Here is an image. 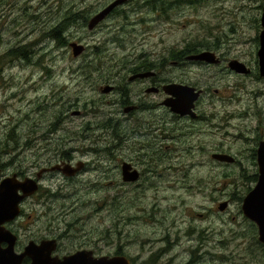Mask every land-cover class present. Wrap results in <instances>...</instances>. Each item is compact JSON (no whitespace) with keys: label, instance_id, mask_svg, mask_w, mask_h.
<instances>
[{"label":"rangeland","instance_id":"374dc122","mask_svg":"<svg viewBox=\"0 0 264 264\" xmlns=\"http://www.w3.org/2000/svg\"><path fill=\"white\" fill-rule=\"evenodd\" d=\"M83 1L93 9L108 0H67L78 5L75 13L83 9ZM147 1L129 0L126 8L90 35L80 28V22L74 24L78 14L64 20V26L69 27L67 42L81 39L89 46L85 55L79 52L74 58L71 49H58V42L53 41L51 28L65 16L55 11V3L48 5L47 12L54 14L45 28L48 16L38 12L46 7L44 0H0V178L12 172L21 174V179L35 178L41 168L69 158L79 159L74 163L88 162V168L77 178L64 179L54 173L37 182L45 194L24 201L22 215L14 225L24 241L62 233L64 251L87 248L101 256L117 250L121 256H134L137 264H163L168 259L169 264H193L187 254L160 249L166 231L173 236L183 221L198 223L210 214L221 213L224 209L219 207L227 200L232 202L227 217H222L224 223H218L222 224L219 231H228V238L233 236L229 229L242 222L238 193L242 191L244 196L255 181L242 178L241 173L256 168L255 161L253 164L247 157L255 146L253 138L264 134V81L224 74L219 67L186 64L183 56L172 57L171 51L176 54L194 43L196 52L199 47L221 48L227 62L237 59L250 63L259 49L253 41L259 33L255 20L261 15L257 7L262 1L203 0L197 11L181 8V16L173 13L160 19L155 18V4L140 7ZM170 2L178 5L182 1ZM114 25L116 30L122 27L121 33L116 32L120 43L109 42L114 34H107V29ZM102 43L107 45L101 51ZM25 48L27 52L22 53ZM146 65H153L156 81L163 86L180 83L207 89L197 110L203 120L192 122L168 114L165 107H154L165 97L142 92L147 82L128 84V73ZM107 86L115 88L113 94L102 91ZM57 88L67 100L53 96ZM123 93L134 104L141 102L152 109L124 113L126 104H113V100L121 101ZM238 97L243 98L245 107L249 98L254 115L249 118L245 140L235 144L236 125L226 127L234 117L219 118L215 112L219 107L222 112H231L227 107L241 103ZM55 99L57 104L49 106ZM11 117L22 118L17 123ZM86 125L106 133L101 158L81 150L85 145L95 149L90 135L93 131L86 133ZM136 137L149 141L150 146L139 143ZM222 149L230 151L238 163H213L211 154ZM122 162L139 172L137 181H122ZM161 167L165 169L161 171ZM226 171L232 172L228 180L220 178ZM206 207L212 211L206 212ZM160 238L148 247L150 239ZM257 244L251 238L230 263L262 264ZM212 245L226 253L225 243Z\"/></svg>","mask_w":264,"mask_h":264},{"label":"flooded vegetation","instance_id":"af4514ba","mask_svg":"<svg viewBox=\"0 0 264 264\" xmlns=\"http://www.w3.org/2000/svg\"><path fill=\"white\" fill-rule=\"evenodd\" d=\"M31 1H33V0H23V2H31ZM117 1L118 0H108L107 2L103 1V3L100 6H97L96 8H93V9H90V7L88 6L89 2L83 1L80 4L81 8H83V9L81 11H79L78 13H75V12H77V10H79V8H77L78 5H72L71 3H68L67 0H44V5H46V7L41 8V9H39V7H38V9H39L38 12L42 13V14H46L48 16V20L45 21V28H47L48 22L53 20V15H51V14H54L53 11L47 12L49 4L55 3L57 5L55 11L57 12L60 10V12H63L65 14L61 23H59V24L55 25L53 28H51V33L53 34V41L58 42V49H65V50H67L68 48L71 49L72 57L75 58V56L73 55V46L74 47L79 46L82 48L80 55H82L84 52L88 51L89 46L84 44L81 39H77L76 42H73V40L67 42V40L65 38H66V32L69 30V27L64 26V24L66 23V21H64V20L71 18V16L73 14H78L75 18H73V22L75 21L74 24L77 22H80V28H82L87 33V35L94 34L97 31H99L101 27H103L105 25L104 23L107 20L112 19L116 14H118L121 10L126 8V6H128L130 3L129 0H125L123 3L118 4L105 16L104 19H102L99 23H97L92 29H89V27H88L89 22L95 16H97L102 11H104L108 6L116 3ZM178 1L179 0H176V3ZM181 1L182 2L180 4L176 5L175 2H170V0H148L146 3L142 4L140 7H151L152 4H155L156 6L153 5V8H154L153 11H154V13H156L155 18L160 19V18H163V17H161L163 15H165L166 18H168L169 16L171 17V14H173V13H177V14H179V16H181V14L184 13V12L180 11L181 8H186L188 10H196L197 11L198 6L201 3H203L202 2L203 0H181ZM261 1H262L261 2L262 4L257 7L261 10V15L259 16L260 18L258 17L255 20L256 31H259V33H258L257 39L256 40L254 39V41H253L254 44H256L259 49H260V35L264 31V27L262 26L263 25L262 24V14H263V9H264V0H261ZM7 6H9V5H7ZM132 10H135V9L133 8ZM132 10H130V12ZM24 12H26V11H24ZM171 21L176 22L175 19H171ZM116 26L117 25H114L113 27H110L107 29V34H110V33L114 34V36L109 39L110 43H118V42L120 43L121 42L120 39L117 41L116 32L121 33L122 27L120 26L119 29L116 30V28H115ZM106 45H107V43L100 44L99 49L101 51L106 49ZM200 45H201V42H200ZM199 48L196 52L197 48H196L195 44L191 43L190 45H186L183 50H181L180 52H177L176 54L173 53L174 50L171 51V55H172V57H175V58L178 55L183 56L186 60V64L197 65V67H209V68L219 67V70L221 72H224V74L232 73L236 76L241 75L243 77H246V75H247L248 78L254 76L256 79H261L260 81H264V75L261 74L259 57L257 55L258 52H257L256 56H252L253 60L250 63L248 61L242 62V61L237 60V59L229 60L227 62L226 61L227 58H223L224 55L219 51V50H221V48H219V49L216 48L217 50H213L211 48H210L211 50L199 49ZM259 49H258V51H259ZM190 53H192V54L189 55ZM85 54H83V55H85ZM82 59L85 60L86 58L82 57ZM235 62L237 64H240L243 67L244 73L240 72L237 68L234 69V67L231 64L235 63ZM177 65H180V64H177ZM200 65H202V66H200ZM72 73H74V69H72ZM147 73H151L152 75L148 76V77H143V78L137 77L138 75H143V74H147ZM128 74H130V76L127 77L128 78V84H134L136 82H147V84L144 86V89L142 90V92H144L146 95L155 94L157 96L163 95L165 97L164 100L160 104H156V105H154V107H156V108L157 107H165L168 111V114L170 113L171 115H173L175 117L178 116V117L184 118V119L188 118L192 122L203 120L202 114L201 113L199 114L197 110L200 106L198 104H200V102L204 101L205 97L207 96V94H206L207 89H204L203 87H197L195 89L193 86H188V85H184V84H180V83L168 84V85L175 84V85L185 86V87L191 88L193 90V93H191L190 91H183L181 93V96L183 99H187L188 96H192L193 94H195V95L197 94V98L195 99L191 114L187 113V114L183 115V114H179V113H174L171 110V108L165 104V102L169 98H171V96L163 90V88L168 86V85L163 86V85L159 84V82L156 81L157 80V71L155 69H153V65H146V66H143V68L136 67V68L132 69ZM106 88H109V91H110V92L108 91L109 94H113L115 91V88H113V87L107 86ZM124 88L126 89V85H124ZM104 89H102V91H104ZM111 91H113V92H111ZM53 92H54L53 96H55V94L58 95L60 97L61 101L67 100V99L63 98L62 95L60 94L62 92L61 88H57V89L53 90ZM129 97L130 96H128V94L126 95L123 93L121 101H119V99L113 100L114 101L113 104H119L121 106H124L126 104V106H125L126 108L124 109V113H126V114L129 112L134 113L137 110L143 109L144 107L147 110L152 109L151 106H145V104H143L141 102H137L138 104H134L135 101H130ZM238 99L241 100L242 102L239 104L232 103L234 105V107L232 109H229L227 107V109L230 110L231 112H222V108H220V107L215 112L216 116L219 118L222 117V115H229V116L234 117V119L230 123H228L226 125V127L236 125L237 135H236V140H234L235 144H239L241 140H245L244 135L247 134L248 129H249L248 128L249 118L251 115H254L253 104L251 102L248 104L249 98H246V100L248 99L247 100V107H245V105H244L243 98L238 97ZM250 100H252V99L250 98ZM57 101H59V100L58 99L52 100V102L48 105L51 106L52 104H57ZM245 104H246V102H245ZM188 105H186V106H188ZM186 106L182 107L181 111H183V112L187 111L185 109H189V108H187ZM96 110H98V108H96ZM255 111L258 112V114L262 116V112L260 111V108H256ZM32 113L33 112H31V114ZM21 118L22 117H20V118L17 117V118H12V119L16 120L17 123H19ZM162 119L165 120L166 118H162ZM200 125H202V122ZM94 127H97V126H93L90 129H88L89 127L86 125V131H87L86 133L93 131L90 133V135L93 136V141L96 142L94 145L95 149L92 150L91 146L85 145L81 150L84 153L94 155V158H101L103 155L102 151H103V149L106 148L104 146V142H106V133H105V131L99 130L98 127L96 130H93ZM99 134H101L102 136L101 137L98 136ZM230 135H231V138L233 139V136H234L233 132H231ZM136 139L139 143L145 144L146 146H150L149 141H144L138 137H136ZM253 140H254L255 146L254 147L252 146L250 148V153H249L247 159L252 161V163L255 161L256 168L251 173H249V172L241 173V177L244 179L254 180L255 181L254 185H256L257 181L260 178L259 166H258V157H259L258 153L261 150V147L262 148L264 147V134H263V132L261 134L256 135V137H254ZM86 148H88V149H86ZM122 149H123V147L121 148V150ZM109 152L111 153L112 151L111 150L106 151L105 153L107 154ZM219 156H228L232 159V162H230V163L222 162L220 159L217 158ZM77 160H79V159L73 160L72 158H69V159H67L66 162L60 161L59 163H57L53 166L41 168L38 172H36L35 178H33V177L28 178L26 176V177H23V179H21V174H18L17 172H12L11 174L6 175L4 177V178L15 177V179L18 182H24L25 181L24 182L25 184H27L29 182H33V183H35V185H37L36 190L38 191V192L37 191L34 192L33 194H31L29 196L27 195V197L23 198V200L18 204V211H17L18 217L13 222L5 224L3 226L4 231L9 233L10 236L15 240V245H14L15 254L25 253L31 246L36 247L35 245H39L41 242H52V243H49L47 245L51 249L50 254L52 257H57L59 259L67 258V257L72 256V255L79 253V252H84L81 255H83L82 257H85V258H88V256H90L94 259H113V258L124 259L129 264H137L136 263L137 261L134 258V256H132L131 254H130L131 255L130 257L121 256V254H119V252L117 250H115L114 252H108V255H101V256H97V255H99L97 252H94L93 250L87 249V248L78 249V250L73 249L72 251H64L63 245L61 243V240L63 239L62 233H58L57 235H53V236H44V237H39V238L29 239V240L24 241L22 239V234L14 228V225L16 224L17 220H19V217L22 215V212H23L22 203L28 199H32V198L38 196L39 193H40V195L45 194V192L41 191V188H42L41 184L37 183V182H41V180L45 177L44 175L60 173L63 175L64 179H74V178H77L78 176L83 175L85 170L88 168V162L86 164L82 161H78V162L74 163ZM84 160H86V159H84ZM211 160L213 161V163L219 164V166H223L225 164H231V163L232 164L238 163L237 159H234L231 156L230 151L228 152V151H226V149L216 150L214 153L211 154ZM248 160H246V161H248ZM12 162H14V159L12 160ZM12 164L13 163H10L9 166H11ZM173 168H179V166L173 167ZM173 168H170L169 171H173ZM239 168L241 170H247L246 168H242L241 166ZM164 169L165 168L161 167V171H163ZM173 172L176 173L175 171H173ZM119 174L122 177V181L125 183H133V182L137 181L139 176H140L139 172L135 168H132L130 166V164L126 163V162H122L121 166L119 167ZM231 176H232V172L226 171V172H222V174L220 175V178L228 180L231 178ZM1 180H2V178H0V181ZM28 180H31V181H28ZM30 189H31V187L26 185L23 187L24 192L20 189L18 191V195H23L25 192H28ZM60 189H61V187L58 188V191ZM251 191H252V188H248L246 190V192H244V196L242 194L243 193L242 191L240 193H238L239 199H240V211L242 212V214H243L242 205H243L244 199ZM230 202H232V201L227 200V202H223L225 204V208L223 210L224 212L219 210V211H221V213H216L215 216L213 214H210L208 216V218L203 219L202 221H199L198 223L197 222L183 221V224L181 226H179L177 229L173 230V234H174L173 236H171L170 231H166V233L162 239V245L163 246L160 249L165 251V253H167V252L177 253L178 251H180L181 253L187 254L186 258H188V259L190 258V260H191V258H193L192 259L193 264H215L216 262H219V264H231L234 262L236 257H239L240 252H243L244 244L248 243V241L252 238L254 243H256V244L260 243V245L257 244L258 248H259V252H260L258 258H260L262 264H264V245L259 241L258 228L252 221H250L248 218H245L244 214H243L242 222L237 221L235 224V227L229 229L233 236H229L227 238L226 236L228 234V231H225L224 229L219 231V228L222 227V224L219 225L218 223L219 222L224 223V219L222 217L223 216L227 217V212H228L229 207H230ZM201 209L203 211L205 210L204 208H201ZM219 209H220V207H219ZM6 211L7 210L5 208L2 209V211L0 213V219L4 218L6 216ZM146 211H145V213H146ZM211 211H212L211 208L206 207V212H211ZM206 212H204V213H206ZM140 213H142V212H140ZM61 214H65V213L61 212ZM134 214L132 215V219L134 218ZM251 232H253V233H251ZM158 241H161V238L160 239H150L148 241V247L152 246L154 242H158ZM234 242H238V245H233ZM212 243H218V244H220V243L224 244L225 243V247H223V249H227L226 253H222L221 250H217V247H214L212 245ZM186 244H188V246H186ZM209 246L214 248V251H210L211 248H209ZM6 247H7L6 243L2 242L0 244L1 249L6 248ZM170 261H171V259H168L167 262L166 263L164 262L163 264H169ZM230 261H231V263H230ZM29 263H30V259L28 256H25L23 258V260L21 261V264H29ZM151 264H153V263H151ZM241 264H245V262H242Z\"/></svg>","mask_w":264,"mask_h":264},{"label":"water","instance_id":"95a60500","mask_svg":"<svg viewBox=\"0 0 264 264\" xmlns=\"http://www.w3.org/2000/svg\"><path fill=\"white\" fill-rule=\"evenodd\" d=\"M125 0H118L116 3L108 6L104 11H102L100 14L95 16L90 22H89V29H92L97 23H99L102 19L105 18V16L118 4L123 3ZM262 26L264 27V9L262 14ZM82 51V48L79 46H73V55L79 53ZM258 57L260 62V68H261V74L264 75V31L260 35V49L258 51ZM200 57V56H199ZM197 58V57H196ZM234 69L237 68L240 72H243V67L240 64L232 63L231 64ZM232 67V68H233ZM240 68V69H239ZM151 73L138 75L137 77H148L151 76ZM107 89V90H106ZM163 90L171 96L165 104L171 108V110L174 113L179 114H187L190 113L193 109V105L195 102V99L197 98V94H193L192 96H188L187 99H183L181 96V93L183 91H190L193 93V90L191 88L171 84L163 88ZM109 88H105L104 92H108ZM180 93V94H179ZM186 97V96H185ZM192 97V98H191ZM182 101V102H181ZM185 102V103H184ZM183 104V105H182ZM189 104V105H188ZM188 105V106H186ZM187 107L189 109H185L187 111L183 112L181 111L182 107ZM261 151V152H260ZM258 153V166H259V173L260 178L257 181L256 185L252 189V191L245 197L243 205H242V211L246 218H248L250 221H252L258 228L259 233V241L264 245V147H261V150ZM222 162L230 163L232 162V159L228 156H219L217 157ZM80 166V165H79ZM73 173V172H72ZM134 179V178H133ZM31 181V180H28ZM30 183V184H29ZM25 184L24 182H18L15 177L12 178H6L0 183V210L6 207V199L9 201L8 205L10 209H14L15 214L8 219V221L12 220L16 215L18 211V204L23 200V198L27 197V195L33 194L36 189L37 185L33 182H29ZM32 183V184H31ZM30 186L31 189L28 192H25L23 195H18V191L21 189L23 191L24 186ZM33 187H32V186ZM6 187V188H4ZM12 187V188H11ZM15 188V189H13ZM26 190V189H25ZM11 191V192H10ZM31 191V192H30ZM24 192V191H23ZM12 199V201H11ZM14 201V202H13ZM5 204V205H4ZM2 208V209H1ZM225 208V205H222L220 207L221 210ZM5 223L4 219L0 223V233L6 234L9 237L10 234L5 232L1 225ZM3 231V232H2ZM0 234V240L1 238ZM10 240H8L9 242ZM5 242H7L5 240ZM14 243V240H13ZM49 243L52 242H41L39 245L31 246L25 253L21 255H14L13 253V244L8 246L6 249H1L0 252H6L10 253L14 258L6 257L4 255H0V264H21V261L25 256H28L31 260L30 264H129L124 259H100L95 260L92 259L90 256L88 258H81L83 253H77V255L69 256L67 258L59 259L57 257H52L50 252L51 249L49 246H47ZM1 244V241H0ZM47 247V248H46ZM80 255V256H79Z\"/></svg>","mask_w":264,"mask_h":264},{"label":"bare ground","instance_id":"6f19581e","mask_svg":"<svg viewBox=\"0 0 264 264\" xmlns=\"http://www.w3.org/2000/svg\"><path fill=\"white\" fill-rule=\"evenodd\" d=\"M22 55H23V54H22ZM99 135H101V134H99ZM101 136H102V135H101ZM5 201H6V203H5V204H6L5 209L8 211V210L10 209V207H9L8 205H10V204H9V201H8L7 199H6ZM5 204H4V205H5ZM73 210H74V209H73ZM65 214H68V213H65ZM66 217H67V216H66Z\"/></svg>","mask_w":264,"mask_h":264},{"label":"trees","instance_id":"16d2710c","mask_svg":"<svg viewBox=\"0 0 264 264\" xmlns=\"http://www.w3.org/2000/svg\"><path fill=\"white\" fill-rule=\"evenodd\" d=\"M27 49H28V48L22 49L21 52L24 53V50H25V52H27Z\"/></svg>","mask_w":264,"mask_h":264}]
</instances>
